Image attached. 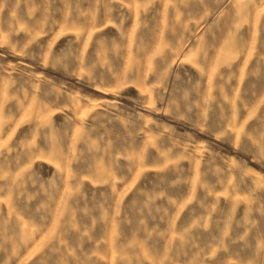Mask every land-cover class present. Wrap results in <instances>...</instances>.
I'll return each mask as SVG.
<instances>
[{
    "label": "rangeland",
    "instance_id": "obj_1",
    "mask_svg": "<svg viewBox=\"0 0 264 264\" xmlns=\"http://www.w3.org/2000/svg\"><path fill=\"white\" fill-rule=\"evenodd\" d=\"M0 264H264V0H0Z\"/></svg>",
    "mask_w": 264,
    "mask_h": 264
}]
</instances>
